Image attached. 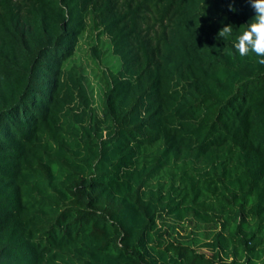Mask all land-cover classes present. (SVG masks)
Masks as SVG:
<instances>
[{
  "label": "trees",
  "instance_id": "16d2710c",
  "mask_svg": "<svg viewBox=\"0 0 264 264\" xmlns=\"http://www.w3.org/2000/svg\"><path fill=\"white\" fill-rule=\"evenodd\" d=\"M252 5L0 0V264H264ZM89 27L120 64L100 114L65 70Z\"/></svg>",
  "mask_w": 264,
  "mask_h": 264
},
{
  "label": "rangeland",
  "instance_id": "374dc122",
  "mask_svg": "<svg viewBox=\"0 0 264 264\" xmlns=\"http://www.w3.org/2000/svg\"><path fill=\"white\" fill-rule=\"evenodd\" d=\"M93 46H97L102 52L100 59H95L92 55L91 48ZM119 66L118 58L113 56L110 51L108 39L105 36H100L98 31L92 30L89 27L80 38L73 57L65 63V70L75 71L84 76L88 89L93 97V107L100 114V100L105 88V81L110 74L116 73ZM192 231L195 235L202 236L203 229L195 230L194 224H188V226L184 224L183 229L177 228V232L181 235ZM201 251L208 256L211 254L209 250L204 248Z\"/></svg>",
  "mask_w": 264,
  "mask_h": 264
},
{
  "label": "clouds",
  "instance_id": "9594fccd",
  "mask_svg": "<svg viewBox=\"0 0 264 264\" xmlns=\"http://www.w3.org/2000/svg\"><path fill=\"white\" fill-rule=\"evenodd\" d=\"M252 6L256 15L244 24L246 28L236 37L233 47L242 57L254 53L259 58L257 62L264 65V0H253ZM229 11L235 12L236 9L230 5ZM232 32L233 25L228 24L220 28L217 36L227 39Z\"/></svg>",
  "mask_w": 264,
  "mask_h": 264
}]
</instances>
